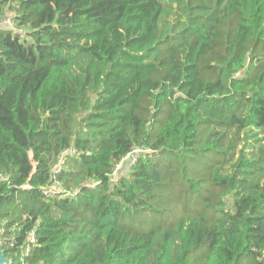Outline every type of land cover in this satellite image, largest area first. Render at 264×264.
Segmentation results:
<instances>
[{
  "label": "trees",
  "instance_id": "trees-1",
  "mask_svg": "<svg viewBox=\"0 0 264 264\" xmlns=\"http://www.w3.org/2000/svg\"><path fill=\"white\" fill-rule=\"evenodd\" d=\"M2 15L10 264H264V0H0Z\"/></svg>",
  "mask_w": 264,
  "mask_h": 264
},
{
  "label": "built area",
  "instance_id": "built-area-1",
  "mask_svg": "<svg viewBox=\"0 0 264 264\" xmlns=\"http://www.w3.org/2000/svg\"><path fill=\"white\" fill-rule=\"evenodd\" d=\"M10 25L11 22L9 21ZM142 149L138 148V147H133L125 156L124 158L115 165V169L119 168V165L125 161L128 164V167H131L138 159V152L141 151ZM60 190H58L56 187H49L47 189L44 190V194L46 195H53L54 193H59ZM63 196L67 195V192H64V190H62L60 192ZM35 241L34 237H30V242L33 243ZM25 251H29V245L26 246Z\"/></svg>",
  "mask_w": 264,
  "mask_h": 264
},
{
  "label": "water",
  "instance_id": "water-1",
  "mask_svg": "<svg viewBox=\"0 0 264 264\" xmlns=\"http://www.w3.org/2000/svg\"><path fill=\"white\" fill-rule=\"evenodd\" d=\"M0 264H10V261L4 257L1 249V242H0Z\"/></svg>",
  "mask_w": 264,
  "mask_h": 264
},
{
  "label": "rangeland",
  "instance_id": "rangeland-1",
  "mask_svg": "<svg viewBox=\"0 0 264 264\" xmlns=\"http://www.w3.org/2000/svg\"><path fill=\"white\" fill-rule=\"evenodd\" d=\"M9 21H11L9 16H0V24L9 26Z\"/></svg>",
  "mask_w": 264,
  "mask_h": 264
}]
</instances>
